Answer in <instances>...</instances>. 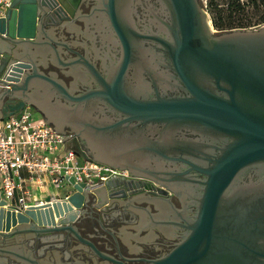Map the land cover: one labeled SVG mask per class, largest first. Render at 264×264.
<instances>
[{
  "label": "water",
  "instance_id": "95a60500",
  "mask_svg": "<svg viewBox=\"0 0 264 264\" xmlns=\"http://www.w3.org/2000/svg\"><path fill=\"white\" fill-rule=\"evenodd\" d=\"M100 1L101 11L117 37L127 40L124 27L134 24L133 1ZM160 2L169 18V23L163 25L174 42L167 47L168 54L186 94L140 102L118 96L117 107L146 121L195 122L224 133L233 141L224 158L209 171L207 191L196 215L182 224L176 223L183 233L173 236L176 241L166 253L140 261L142 264H264L261 225L249 216L223 215L218 206L221 193L238 170L264 161V26L215 34L199 0ZM82 4L83 0H11L0 18V103L3 102L0 120L34 105L40 110L36 114L56 133L68 136L63 138L66 149L91 161L85 149L105 152L103 144L82 145L73 132L76 120L72 110L55 99L47 86L35 82L44 81L55 87L70 102L90 98L92 93L74 96V85L67 89L55 74H44L38 63L39 58L48 54L63 62L71 57L70 52L81 35L74 15ZM70 19L73 20L65 22ZM86 69L96 73L89 62ZM116 85L115 82L111 88ZM31 87L34 90L38 87L37 91L29 93ZM69 182L76 193L67 202L50 201L15 213L5 209V201L0 200V264H40L23 245L7 247V241L16 242L25 234L33 236L25 243L33 238L38 241L50 236L67 238L70 234L101 259H111L75 231V224L97 191L91 194L83 184L75 185L72 178ZM141 188L140 182L125 178H112L102 187L110 196L119 198ZM4 256L11 260L2 262Z\"/></svg>",
  "mask_w": 264,
  "mask_h": 264
},
{
  "label": "flooded vegetation",
  "instance_id": "af4514ba",
  "mask_svg": "<svg viewBox=\"0 0 264 264\" xmlns=\"http://www.w3.org/2000/svg\"><path fill=\"white\" fill-rule=\"evenodd\" d=\"M132 1L134 24L124 27L127 40L117 37L101 11L100 0H83L74 15L81 35L71 57L64 62L50 54L39 58L44 74H55L67 89L74 85V96L92 93L88 100L67 101L55 87L35 82L47 86L55 99L72 110L73 132L82 145L103 144L105 152L85 149L91 161L123 171L126 179L141 183L140 191L125 198L97 190L75 231L116 262L142 264L141 259L166 253L176 241L173 236L183 233L176 223L196 215L207 191L209 171L224 158L233 139L195 122L146 121L119 110L118 96L140 102L186 94L168 54L167 47L174 42L163 25L169 18L160 0ZM234 30L243 29L225 32ZM88 62L96 73L88 72ZM37 88L31 87L29 93ZM29 107L33 113L40 112L34 105ZM218 206L223 215L257 220L264 233V161L238 170L221 193ZM55 244L59 246L47 243L56 254L41 258L40 264H115L95 255L73 235ZM260 245L264 252V240Z\"/></svg>",
  "mask_w": 264,
  "mask_h": 264
},
{
  "label": "built area",
  "instance_id": "2783aa9c",
  "mask_svg": "<svg viewBox=\"0 0 264 264\" xmlns=\"http://www.w3.org/2000/svg\"><path fill=\"white\" fill-rule=\"evenodd\" d=\"M10 3L11 0H0V18ZM202 6L205 10L206 6ZM65 137L68 136L56 133L39 115L34 118L29 106L0 120V200L5 201V209L23 213L50 201L67 202L76 193L69 178L75 185L83 184L91 194L112 178H127L123 171L84 160L66 149ZM50 187L57 193L37 199L36 193ZM62 189L67 191L60 196Z\"/></svg>",
  "mask_w": 264,
  "mask_h": 264
},
{
  "label": "rangeland",
  "instance_id": "374dc122",
  "mask_svg": "<svg viewBox=\"0 0 264 264\" xmlns=\"http://www.w3.org/2000/svg\"><path fill=\"white\" fill-rule=\"evenodd\" d=\"M199 3L206 6L205 10L201 7L207 14L213 32L264 26V0H200ZM33 117L38 118V115L33 113ZM50 191L57 193L51 187ZM66 191L60 190L59 195L63 196Z\"/></svg>",
  "mask_w": 264,
  "mask_h": 264
},
{
  "label": "crops",
  "instance_id": "0c3cea01",
  "mask_svg": "<svg viewBox=\"0 0 264 264\" xmlns=\"http://www.w3.org/2000/svg\"><path fill=\"white\" fill-rule=\"evenodd\" d=\"M72 20L70 19L69 21H65V22H71ZM59 26H57V27H59ZM2 103H0V105ZM46 190H45L46 192H43V193L38 194V195L36 194L37 199L44 200V199H47L49 195L53 194V192L50 191V188H48ZM31 237H33V236H30V235H26L25 234V235H22L21 237H19V240L16 241V242H14L13 240H9V241H7L8 242L7 243V245H8L7 247L16 246V245H23L27 250H29L32 253V256L33 257H35V258H37V259L40 260L41 258L42 259L48 258V256L50 255V253L56 254V251L54 250V248H49V246L47 245V243L54 244V245H52V247H54V246L56 247V246H59V245L58 244L56 245L55 243H58V241L64 240V238H62V236H60V237L59 236L58 237L57 236H50V237H43V238H41L39 240V242H38V240L35 241V239L33 238V240H29V243L26 244L25 243V240H28ZM35 242H37V244L40 243L42 246L41 245L33 246L32 243H35ZM7 258L10 259L9 256H4L2 262H6L7 261ZM12 260H14V259H12Z\"/></svg>",
  "mask_w": 264,
  "mask_h": 264
}]
</instances>
